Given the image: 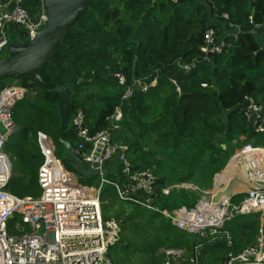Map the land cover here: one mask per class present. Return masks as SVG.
I'll list each match as a JSON object with an SVG mask.
<instances>
[{"label": "trees", "instance_id": "trees-1", "mask_svg": "<svg viewBox=\"0 0 264 264\" xmlns=\"http://www.w3.org/2000/svg\"><path fill=\"white\" fill-rule=\"evenodd\" d=\"M9 4L11 7L12 0H0V7ZM24 5L33 16L43 10L42 0H25ZM226 13L229 20L224 18ZM230 20L241 32L238 38L229 37L227 51L216 55L211 64L200 62L189 73L176 65L179 57L190 61L200 54L203 33L208 28L227 31ZM258 27L264 28V0H90L89 8L75 26L69 27L65 42L60 43L57 62L40 70L46 85H40L30 74L11 79L8 84L28 89L14 109L18 129L5 147L7 152L12 151L14 169L8 190L20 197L41 194L38 172L43 155L37 141L39 131L54 139L58 156L69 170L79 174L75 165L64 158L58 140L61 95L52 90L60 86L73 91L71 115L82 108L93 131L106 127V118L122 106L125 118L115 140L129 145L132 161L156 165L161 190L182 182L211 188L215 174L226 167L243 143H264V136L249 129L242 113L247 96L261 95L257 98L264 103V47ZM8 34L16 43L29 41L15 27H10ZM3 57L0 55V60ZM116 72L127 75L129 83L134 78L151 82L157 77V84L122 101L126 85L114 77ZM6 86L0 82V90ZM74 136L71 128L63 135L73 145ZM150 141L158 149L149 148ZM79 179L92 185L89 178ZM198 195L189 189H171L169 194H161L159 204L168 209L192 207ZM116 200L114 188L108 187L103 194L105 217L108 205ZM259 215L227 222L237 241L235 252L252 243L261 228L264 231ZM161 226L170 233L156 236L157 247L148 251L153 243L143 245V250L151 254L149 264L164 263L165 254L155 252L165 244L166 237L172 247L191 248L194 241L177 242L184 231L163 221ZM115 248L113 245L110 250L115 264H126L135 252L125 244V258H113ZM225 250L220 243L206 252L212 262L218 263L215 256Z\"/></svg>", "mask_w": 264, "mask_h": 264}, {"label": "built area", "instance_id": "built-area-1", "mask_svg": "<svg viewBox=\"0 0 264 264\" xmlns=\"http://www.w3.org/2000/svg\"><path fill=\"white\" fill-rule=\"evenodd\" d=\"M24 3L25 0H12V6L9 4L0 12V54L10 46V27L24 32L30 40L48 23L44 10L33 16ZM229 17L224 14L225 19ZM257 29L264 33V28ZM240 32L231 20L227 31L208 28L203 33L200 54L190 61L179 57L176 65L189 73L200 62L211 64L216 55L229 49V37L238 38ZM114 77L126 85L122 101H129L137 91L145 92L157 83V77L151 82L134 78L129 83L122 72H116ZM172 81L177 84L175 79ZM177 91L181 92L178 85ZM27 92L23 85H7L0 90V264H115L110 250L120 240L124 221L105 217L103 194L108 187L114 188L119 201L145 209L146 213L159 214L167 224L191 234L194 240L191 248L163 249L166 256L163 264H210L206 250L220 243L226 250L216 257L219 262L215 264H264V233L235 252L237 241L227 227L228 221L241 215L258 213L264 217V146L249 143L231 160L234 170L242 172L253 188L242 187L232 197L213 204V195L228 181L226 168L216 175L209 189L194 183L176 186L199 194L192 207L163 208L160 196L169 194L173 188L166 186L161 190L155 165L132 161L129 145L115 140L125 118L123 108L117 107L106 118L109 124L97 131H93L85 111L79 108L73 112L70 123L75 134L74 147L95 171L99 182L96 185L81 182L80 175L69 170L58 156L54 139L39 131L37 141L44 158L38 176L42 191L38 197H20L7 188L13 175V160L5 147L10 135L18 129L14 109ZM242 113L251 130L264 136V104L257 100V95L245 98ZM224 174L225 178L219 177ZM41 227H44L42 236Z\"/></svg>", "mask_w": 264, "mask_h": 264}, {"label": "water", "instance_id": "water-1", "mask_svg": "<svg viewBox=\"0 0 264 264\" xmlns=\"http://www.w3.org/2000/svg\"><path fill=\"white\" fill-rule=\"evenodd\" d=\"M89 1L42 0L43 10L48 17L47 25L25 43L11 41L8 54L0 60V82L8 77L15 80L30 74L40 85L45 86L40 70L48 63L57 62L56 54L60 43L65 42L69 27L75 26L82 13L89 8ZM52 92L61 95L58 140L63 146L64 158L76 166L81 177L91 178L95 176V171L80 157L74 145L63 137L70 130L73 91L69 87L60 86ZM242 187L253 188V185L242 172L231 171L227 183L213 195L212 203L216 205L224 198L232 197ZM43 234L44 227H41L39 235Z\"/></svg>", "mask_w": 264, "mask_h": 264}, {"label": "rangeland", "instance_id": "rangeland-1", "mask_svg": "<svg viewBox=\"0 0 264 264\" xmlns=\"http://www.w3.org/2000/svg\"><path fill=\"white\" fill-rule=\"evenodd\" d=\"M3 8L4 7H0V12L4 10ZM257 34L260 38V42H263L264 33L260 34L259 29H257ZM261 35H263V38L261 37ZM7 51L8 50L3 52L1 55L7 54L6 53ZM3 83L6 85L11 84V77L5 78L3 80ZM149 89H150V87L147 89V91ZM147 91H145V92H147ZM257 100H258V98H257ZM247 125L250 129V126L248 123H247ZM243 137L245 138V136H243ZM241 140L243 141V139H241ZM223 143H225V142H223ZM150 144L151 145L149 146V148L158 149V147L152 141H150ZM247 144H249V143L248 142L243 143L239 150H241ZM251 144L264 146V143H261V142L258 144H255V143H251ZM236 153L232 154V156L228 160L227 165H230L231 160ZM11 154H12V151H11ZM155 167H156V165H155ZM233 168H234V164L232 167H229V169H232L231 171L234 170ZM219 173H221V172L216 173L214 178ZM227 173H230V172H227ZM222 176H224L223 178L226 177L225 174L220 175L219 177L222 178ZM89 179L92 180L91 182L93 185H96L99 182V178L96 176H93ZM213 180L215 181V179H213ZM146 212H147V210H145V209H138V211H137L133 205H128V204H116L115 202L114 203L112 202L108 205L106 217H108V218L115 217V218H120V219L124 218V228L120 234V240L116 244H114V246L116 248L114 250L113 258H116V257H119L122 259L125 258L126 254H125V248H123V245L125 246V244H129L131 247L135 248V252H134V254H132L131 260H128L126 264H149L148 259H149V256H151V254H149L148 252L143 250L144 242H152L154 244V245L152 244L151 249L146 248L148 251H152L153 246H154V248L157 247V242H154L156 236L160 235V237H164V235H167L170 232L165 230L161 226L162 221H163V223H166V221H165V219H163V217H161L160 215H155V216H158V217H155L153 213H149V212L146 213ZM243 216L244 215H241L240 217H238L237 222L242 221L244 219ZM260 217L261 216L259 215V218ZM25 229L29 230L28 225H26ZM190 235H191L190 233H186V231H184V236H181V238L179 237L175 241L180 242V241H185V239L186 240L192 239V237ZM172 236H173V234H172ZM165 240H166L165 244L161 248H159V250L155 253L160 254V253H162L164 248L172 247V246H169L168 237H166ZM176 248H179V246H176ZM191 251H192L191 249H187V253H191ZM223 254L224 253H221L219 255H216L215 257L222 256ZM208 260H207L208 263L213 261L210 259H208Z\"/></svg>", "mask_w": 264, "mask_h": 264}, {"label": "crops", "instance_id": "crops-1", "mask_svg": "<svg viewBox=\"0 0 264 264\" xmlns=\"http://www.w3.org/2000/svg\"><path fill=\"white\" fill-rule=\"evenodd\" d=\"M12 41V40H11ZM14 42V41H13ZM10 44H11V42H10ZM9 49V48H8ZM8 52V51H7ZM6 52V53H7ZM8 54V53H7ZM7 54H3L4 55V57L7 55ZM1 55V54H0ZM15 80H17V79H15ZM156 85V84H155ZM258 95V94H257ZM258 97L261 99V95H258ZM72 116V115H71ZM71 123V122H70ZM11 153V152H10ZM9 152H8V154L11 156V154H10ZM42 154V153H41ZM12 158V157H11ZM43 160H44V158H43ZM43 163V162H42ZM41 166V165H40ZM14 170V169H13ZM224 170V169H223ZM13 174H14V171H13ZM13 176V175H12ZM38 176H39V172H38ZM215 179V178H214ZM11 180V179H10ZM38 182H39V178H38ZM182 183H194V182H182ZM213 183H214V180H213ZM179 184H181V183H176V184H173V185H170L173 189H178V190H180V189H186V188H177L176 186L177 185H179ZM195 184V183H194ZM213 185V184H212ZM113 203H114V201H112ZM116 202V204H126V203H122V202H120V201H118V200H116L115 201ZM129 205V204H128ZM261 216V215H260ZM261 219H262V222L264 223V217L262 218V217H260ZM183 231V230H182ZM261 233H264V231H263V228H261L260 229V233H259V235L261 234ZM258 235V236H259ZM191 236V235H190ZM216 258V257H215ZM218 261V260H217ZM214 263V262H213ZM210 264H211V262H210ZM215 264V263H214Z\"/></svg>", "mask_w": 264, "mask_h": 264}, {"label": "bare ground", "instance_id": "bare-ground-1", "mask_svg": "<svg viewBox=\"0 0 264 264\" xmlns=\"http://www.w3.org/2000/svg\"><path fill=\"white\" fill-rule=\"evenodd\" d=\"M121 105H119V106H117V107H120ZM116 107V108H117ZM122 107V106H121ZM115 108V109H116ZM233 166V162L231 161V163H230V165H229V167H232ZM229 167H227V169H226V171L224 172V173H227V172H231V170L232 169H229ZM234 169V168H233ZM11 177H12V175H11ZM224 176H222V178H223ZM239 189H241V188H239ZM239 189H237V190H239ZM25 227H26V224H25ZM235 238V237H234Z\"/></svg>", "mask_w": 264, "mask_h": 264}]
</instances>
